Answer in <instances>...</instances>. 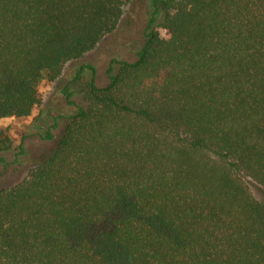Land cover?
Here are the masks:
<instances>
[{"label":"trees","instance_id":"obj_1","mask_svg":"<svg viewBox=\"0 0 264 264\" xmlns=\"http://www.w3.org/2000/svg\"><path fill=\"white\" fill-rule=\"evenodd\" d=\"M132 1L0 0V119L30 116ZM148 8L134 59L105 85L83 64L86 104L65 86L63 131L41 125L51 149L0 188V264H264V0Z\"/></svg>","mask_w":264,"mask_h":264},{"label":"rangeland","instance_id":"obj_2","mask_svg":"<svg viewBox=\"0 0 264 264\" xmlns=\"http://www.w3.org/2000/svg\"><path fill=\"white\" fill-rule=\"evenodd\" d=\"M148 0H133L128 6L117 31L105 39L93 51L82 59L66 65L62 75L56 81L43 80L39 86L41 103L32 114L25 118L6 117L0 119V127L6 129L13 140L11 150L0 154L4 162L0 164V188L20 181L28 168L36 163L53 142H45L37 136L41 125H51L54 120L60 127L56 130L59 136L63 131L68 116L76 107L68 103L62 89L68 86L74 92L72 99L78 104H86L84 98L85 85L91 77V70L86 68L80 80H75L77 71L83 64L95 68L96 82L105 85L108 82L107 68L113 59L132 60L134 53L143 43V30L148 17ZM21 145L24 154H21ZM254 195L264 201V190L251 184Z\"/></svg>","mask_w":264,"mask_h":264}]
</instances>
